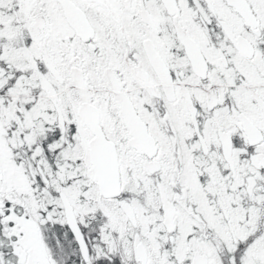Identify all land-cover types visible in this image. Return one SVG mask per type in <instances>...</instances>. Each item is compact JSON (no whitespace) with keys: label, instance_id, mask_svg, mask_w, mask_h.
<instances>
[{"label":"snow or ice","instance_id":"snow-or-ice-1","mask_svg":"<svg viewBox=\"0 0 264 264\" xmlns=\"http://www.w3.org/2000/svg\"><path fill=\"white\" fill-rule=\"evenodd\" d=\"M0 264H264V0H0Z\"/></svg>","mask_w":264,"mask_h":264}]
</instances>
